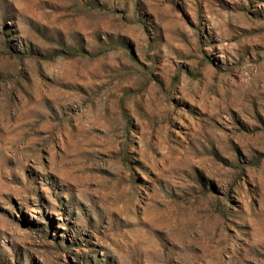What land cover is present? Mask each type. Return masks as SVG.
<instances>
[{"label":"rangeland","instance_id":"1","mask_svg":"<svg viewBox=\"0 0 264 264\" xmlns=\"http://www.w3.org/2000/svg\"><path fill=\"white\" fill-rule=\"evenodd\" d=\"M0 264H264V0H0Z\"/></svg>","mask_w":264,"mask_h":264}]
</instances>
